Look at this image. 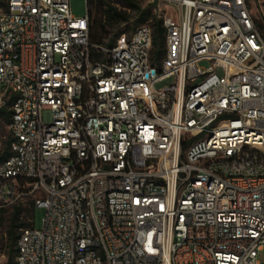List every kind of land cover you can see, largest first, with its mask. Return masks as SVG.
<instances>
[{
	"label": "built area",
	"instance_id": "2783aa9c",
	"mask_svg": "<svg viewBox=\"0 0 264 264\" xmlns=\"http://www.w3.org/2000/svg\"><path fill=\"white\" fill-rule=\"evenodd\" d=\"M164 1L178 15L160 11L154 61L149 23L109 47L70 0H0V219L29 197L46 209L15 264H264L261 16Z\"/></svg>",
	"mask_w": 264,
	"mask_h": 264
},
{
	"label": "trees",
	"instance_id": "16d2710c",
	"mask_svg": "<svg viewBox=\"0 0 264 264\" xmlns=\"http://www.w3.org/2000/svg\"><path fill=\"white\" fill-rule=\"evenodd\" d=\"M89 19V40L92 44L113 46L116 39L122 33L131 34L136 27L148 22L152 27L153 41L152 54L154 61H159L165 54V29L162 18L153 13L156 9L155 3H150L146 7H141L136 0H86ZM121 4L124 9L119 8ZM127 10L134 12L133 15ZM134 17V19H133ZM133 19V20H132ZM129 30L131 32H129ZM95 58H100L102 54L95 49L92 50ZM0 117L9 123L10 111L7 108L0 109ZM9 155V139L6 141L4 151L0 153V160ZM32 207L26 212L28 218L32 219V212L35 207L34 201H31ZM2 213L0 224L3 220ZM21 215V210L17 209L11 218L10 229L8 231L9 247L6 253V261L1 264H15L16 239L18 233L16 229L27 227L25 223L16 222ZM29 227V226H28Z\"/></svg>",
	"mask_w": 264,
	"mask_h": 264
},
{
	"label": "rangeland",
	"instance_id": "374dc122",
	"mask_svg": "<svg viewBox=\"0 0 264 264\" xmlns=\"http://www.w3.org/2000/svg\"><path fill=\"white\" fill-rule=\"evenodd\" d=\"M136 1L139 2L142 8L146 7L150 3H155L156 9L153 10V13L158 17L161 15L160 11L165 10V8L167 12L172 14V16L175 17L178 15V8L173 4L165 2L164 0H136ZM252 3H253L252 5L253 9L255 11L258 10L261 16L260 23L264 24V0H252ZM118 6L119 8L124 9L121 4H118ZM70 9H71V13L75 17L85 16V14L87 13L86 0H70ZM127 11L130 12L131 15L134 14V12H132L131 10H127ZM129 32L131 31L129 30ZM201 65L207 66L208 62H202ZM173 82H174V78L164 80L156 84V88L157 89L163 88L165 86L172 84ZM8 137H9L8 122H6L0 117V153L4 151ZM31 201L32 199L30 197L25 198L23 201H20L15 205L9 206L4 210L3 220L2 223L0 224V246L3 251L7 252L8 250L9 247L8 231L10 229V222L12 215L17 209L21 210V215L19 216L16 222L25 223L27 227L30 226V218H28V216L26 215L27 213L26 211L32 207ZM45 214H46V209L44 207H40V206L34 207L32 212V220L35 229L42 228ZM20 230L21 228H18L16 229V232L19 233ZM257 259L261 263H264V247L262 250L259 251ZM4 261H6V259H4Z\"/></svg>",
	"mask_w": 264,
	"mask_h": 264
}]
</instances>
